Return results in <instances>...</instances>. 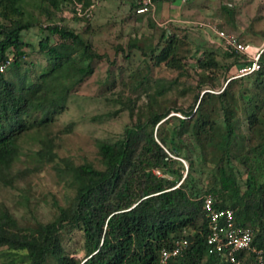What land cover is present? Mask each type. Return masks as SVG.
Segmentation results:
<instances>
[{
	"label": "trees",
	"instance_id": "trees-1",
	"mask_svg": "<svg viewBox=\"0 0 264 264\" xmlns=\"http://www.w3.org/2000/svg\"><path fill=\"white\" fill-rule=\"evenodd\" d=\"M66 4L85 12L93 0H0V64L8 61L0 71V182L13 181L11 168L20 154L19 141L32 131L37 138V159L54 162L73 190L65 205L53 202L56 212L51 220H36L26 227L18 224L7 207L0 206V246L25 249L23 264H158L161 249L184 238L187 244L182 254L168 264H226L220 256L206 253L207 217L202 196L210 194L216 208H231L235 224L252 230V246L264 250V50L258 70L230 78L246 60L242 53L225 49L232 61L222 65L228 79L223 89L210 91L215 87L213 76L209 72L200 75L194 101L184 109L159 99L174 81L166 85L151 76L153 68L161 64L185 68L176 55L175 34L162 29L158 41L147 48L130 40L129 49H138L148 57L146 71L132 73L135 88H154L147 93L146 109L140 110L121 137L96 140L97 164L57 159L54 140L46 129L66 108L75 88L93 72L94 62L103 57L81 33L51 22ZM34 9L48 20L45 28L50 36L39 39L37 48L28 52L22 31L43 28ZM195 62L197 69L204 71L219 66L213 51ZM212 96L219 104L220 124L219 119L205 118V105ZM238 99L243 105L241 120L232 104ZM171 109L183 115L171 116L176 124L168 120ZM129 110L134 111L131 106ZM212 128L223 132L217 146L219 155L211 162L213 182L202 189L195 176L201 171L198 158L189 157L184 149L188 150L194 139L202 153L204 140H210L211 135L201 133ZM172 155L185 158V173L182 162ZM237 165L244 169L243 180ZM63 223L81 232V258L65 251L60 236ZM237 256L243 258V264L256 263L250 252Z\"/></svg>",
	"mask_w": 264,
	"mask_h": 264
},
{
	"label": "rangeland",
	"instance_id": "rangeland-1",
	"mask_svg": "<svg viewBox=\"0 0 264 264\" xmlns=\"http://www.w3.org/2000/svg\"><path fill=\"white\" fill-rule=\"evenodd\" d=\"M137 1L93 0L85 12L73 10V6L66 4L51 21L66 24L81 33L103 56L94 62L93 72L75 88L66 108L54 116L46 129L54 140L57 159L69 157L75 163L90 161L97 164L96 140H115L121 137L125 127L137 120L140 110L146 109L147 93L153 92L154 88H135L133 82L136 77L132 73H144L148 57L138 49H129L130 40L136 39L138 45L147 48L158 41L162 29L167 30L168 35L171 32L175 34L176 55L185 63V68H171L161 64L153 68L151 76L166 85L174 81L159 99L188 109L197 92L194 86L198 77L209 72L215 83L214 89L210 91L218 93L228 81L222 65L232 61L217 35L197 23L217 20L221 28L239 36L240 32L251 37L264 32V0H183L182 6L177 8L169 2L154 1L153 9L145 13L136 12ZM222 7L229 11H224ZM33 13L43 28L33 26L22 31L21 37L26 42L25 50L28 52L37 48L39 39L50 36L45 28L48 23L45 15L36 9ZM51 39H55V36H51ZM240 39L250 41L248 38ZM208 51L215 53L219 66L211 71L197 69L196 58ZM35 70L40 71L39 67ZM232 104L234 114L239 120L243 119L241 100ZM129 106L134 109L133 113H130ZM172 115L183 117L180 111L171 109L167 116H170L169 122L174 124L178 121ZM219 117V104L217 98L212 96L205 105V118L219 119L220 124L222 119ZM242 124L245 127V120H242ZM221 132L222 129L212 128L208 133H201L202 136L211 135L210 140H204L203 143L204 157L194 139L188 145V150L184 149L189 157L198 158L201 171L197 170L195 176L202 189L213 182L215 170L211 162L219 155L217 146L221 141ZM19 146L20 154L11 168L13 181L10 184L0 182V206L7 207L18 224L26 227L36 220H51L56 212L53 202L56 200L58 204L65 205L73 195V190L64 182L54 162H41L37 159L34 153L37 147L35 132L27 131L21 137ZM173 157L182 162L185 173L188 167L185 158ZM204 158L207 162L202 160ZM237 169L243 180L244 169L239 165ZM60 228L65 251L81 258V232L68 223L61 224ZM26 260L25 249L0 246V264H23Z\"/></svg>",
	"mask_w": 264,
	"mask_h": 264
},
{
	"label": "built area",
	"instance_id": "built-area-1",
	"mask_svg": "<svg viewBox=\"0 0 264 264\" xmlns=\"http://www.w3.org/2000/svg\"><path fill=\"white\" fill-rule=\"evenodd\" d=\"M137 13H144L153 9L152 0H138ZM199 26H206L218 37L221 45L228 50H236L244 55L243 64L230 78L251 74L260 68V55L264 45L253 47L240 40L238 34L220 27L217 20L198 22ZM8 61L0 64V71L4 70ZM228 80V79H227ZM202 206L207 217L206 249L208 255H218L226 264H243L239 252L253 254L255 264H264V250L252 246L253 232L249 227L236 225L231 208H216L210 194L202 196ZM187 241L184 238L176 239L170 248H162L158 264H168L182 254Z\"/></svg>",
	"mask_w": 264,
	"mask_h": 264
},
{
	"label": "crops",
	"instance_id": "crops-1",
	"mask_svg": "<svg viewBox=\"0 0 264 264\" xmlns=\"http://www.w3.org/2000/svg\"><path fill=\"white\" fill-rule=\"evenodd\" d=\"M182 1L183 0H180L179 3H178V0H176V1H163V3L164 2H169L171 6H175V8H177V7H181L182 6V4H181ZM159 2L162 3V1H159ZM262 12L264 14V11H262ZM240 34H241V36H239V34H238L239 38H241V37L242 38H248L250 41L245 40L243 42H245V43H247V44H249V45H251L253 47H260V46H263L264 45V32H262V35H255L254 37L253 36L252 37L251 36H248L247 34H243L241 32H240Z\"/></svg>",
	"mask_w": 264,
	"mask_h": 264
}]
</instances>
